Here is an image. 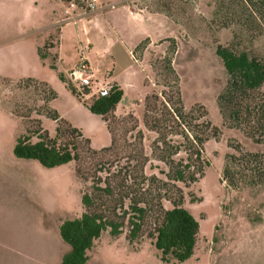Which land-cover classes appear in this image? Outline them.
<instances>
[{
	"label": "rangeland",
	"instance_id": "374dc122",
	"mask_svg": "<svg viewBox=\"0 0 264 264\" xmlns=\"http://www.w3.org/2000/svg\"><path fill=\"white\" fill-rule=\"evenodd\" d=\"M226 1L222 8L221 0H132L171 19L165 22L156 18L150 23L138 20L125 28L110 15L102 17L110 0H97L94 11L87 10L83 0H0V264H60L68 246L58 228L84 212L83 192L94 195L96 209L109 208L111 212L116 208L121 216L117 199L103 196L91 185L98 177L111 179L110 173L124 164L123 158L130 151L131 123L107 117L114 145L105 152H91L83 140L68 136L80 141L79 159L52 168L13 154L16 137L31 125L23 115L31 112V118L38 119L49 136L55 134L57 125L51 117L36 114L43 104L39 91L32 83L26 85V79L45 83L53 90L55 98L49 101V107L79 128L91 148L109 145L107 125L83 103L97 95L87 97L88 89L82 95L72 83L76 96L59 79V74L82 56L101 71L93 79L111 82L115 75L120 83L123 97L115 108L116 117L131 113L143 130L146 98L160 95L171 86L178 89L185 108L202 106L205 119L219 131L216 138L204 144L209 165L202 178L184 189L183 205L199 222L194 253L183 262L169 264H264V185L234 190L221 180L224 158L234 152L231 143L252 152L262 151L264 146L223 124L216 98L226 75L214 52L217 44L230 45L264 62V20L260 15L261 31L254 33L249 30L247 15H230L232 9ZM234 7L240 13L242 7ZM74 16L75 20L87 17L75 24V29L70 26L75 37L69 36L64 59L58 60L59 29L58 24L52 25L53 20L67 21ZM226 21L230 26L223 28ZM39 48L46 53L44 57L39 55ZM262 92L264 85L251 93V100L257 101ZM144 133L149 152L150 139L155 135ZM150 162L164 168L162 163ZM145 171L158 172L150 170L149 165ZM193 197L198 200L193 201ZM163 204L170 207L168 202ZM129 229L125 221L121 233L115 236L109 229L103 231L87 251L86 264H167L161 261L148 235L153 229L150 220L134 240L128 238Z\"/></svg>",
	"mask_w": 264,
	"mask_h": 264
},
{
	"label": "trees",
	"instance_id": "16d2710c",
	"mask_svg": "<svg viewBox=\"0 0 264 264\" xmlns=\"http://www.w3.org/2000/svg\"><path fill=\"white\" fill-rule=\"evenodd\" d=\"M225 1L221 0L219 7L224 8ZM226 2L230 4L228 8L232 9L230 15L246 14L249 30L254 33L261 31L259 24L260 15L264 20V0ZM235 5L239 9L242 7L240 13L233 9ZM229 26L228 21L223 24V28ZM41 50L38 49L39 55L44 57L46 53ZM214 52L226 75L224 86L216 98L223 124L228 128L238 129L254 143L264 146V93L262 92L263 95L257 101L251 100V93L260 90L264 85L263 60L247 51L237 52L230 45L217 44ZM59 79L75 94V88L68 77L60 73ZM25 82L26 85L34 84L39 91L37 94L43 105L36 110V114L51 117L57 125L55 134L49 136L39 120L31 118V112L23 115L31 125L15 139L13 154L17 158L36 160L46 168L77 161L80 141L71 140L68 136H77L83 140L91 152H105L114 145L113 130L107 117L111 116L113 120L122 123H131L128 130L130 151L123 158L124 164L110 173L111 179L103 181L98 177L91 185L93 190L103 196L117 199L116 205L122 210L121 216H118L116 208H112L111 212L109 208L96 209L94 195L83 192L81 203L85 208L84 212L79 217L65 220L58 228L61 240L68 246L60 264H86L87 251L101 237L103 231L109 229L110 234L115 236L121 233L125 221L130 228L128 238L134 240L147 220L153 225L148 235L154 248L160 252L163 263L189 259L196 247L199 222L183 205L184 189H190L202 178L209 165L204 144L210 138H216L219 133L205 119L206 112L203 107L194 105L185 108L178 89L166 84L169 89H163L160 95L154 94L146 98L144 127L141 130L133 114L121 117L114 115L115 108L123 97L122 89L117 86L107 96H96L89 102H83L92 114L103 120L111 136L108 146L93 149L89 139L83 136L79 128L59 118L57 112L49 107V101L55 98V93L47 84L34 79H26ZM32 123L36 124V128L32 127ZM143 131L155 135L150 139L149 152H146L144 141L147 137ZM230 146L234 152L226 154L224 158L222 182L234 190L242 186H263L264 149L252 152L236 142ZM152 160L162 163L164 168L153 166L150 162ZM147 165L150 170L157 169V174H147ZM193 199L198 200L194 197ZM164 202H168L170 207L166 208Z\"/></svg>",
	"mask_w": 264,
	"mask_h": 264
},
{
	"label": "crops",
	"instance_id": "0c3cea01",
	"mask_svg": "<svg viewBox=\"0 0 264 264\" xmlns=\"http://www.w3.org/2000/svg\"><path fill=\"white\" fill-rule=\"evenodd\" d=\"M125 1L126 0H110L111 3L107 4V8L105 9V11L104 12L100 11L102 13L101 14L102 17H104L106 19V16L110 15L111 20H113L116 23L118 21L119 22L118 25H120L121 27L123 26L125 28L134 25L138 20H140L142 22H149L150 23V21L151 22L155 21L156 18H159V20H163L165 22L171 19L170 17H168L166 14H164L162 12H158L157 10H151V9L148 10L145 7H142V6L139 7L135 4H133V7H131V8L127 7ZM66 10L69 11L68 9H66ZM64 12H65V10H64ZM95 13H97V12H95ZM86 17L85 16L79 17L78 19L75 20V16H74V18L72 20H67V21H64V20H58L57 21L56 17L54 18L52 25L58 24V29H59L58 30L57 45H56V47L58 49V54H57L58 60L64 59L63 55L66 52L65 42L67 43L69 36L72 34V36L75 37V30H73V28H70V26H73L75 29V24L86 19ZM87 19L90 21L89 17ZM111 26H112V23H111ZM64 29H69V30L67 31ZM83 31L84 32L86 31L85 28H83ZM79 61H84L85 63H87L88 66L90 67L91 71H93V73L96 76H97L98 72H101V71H98V69H96L97 66L95 68L91 67L90 62L88 61L86 56L80 57ZM79 61L77 63H74L73 65H70V67L66 68V70L64 71L65 77H67V74L70 70H72L74 67H76V65L79 63ZM112 77L115 80H112L111 82H113L119 88H121L120 83L116 80L115 75ZM95 116H97V115H95ZM97 117L100 118L99 116H97ZM25 256H26V253L24 254V257Z\"/></svg>",
	"mask_w": 264,
	"mask_h": 264
},
{
	"label": "built area",
	"instance_id": "2783aa9c",
	"mask_svg": "<svg viewBox=\"0 0 264 264\" xmlns=\"http://www.w3.org/2000/svg\"><path fill=\"white\" fill-rule=\"evenodd\" d=\"M83 1L85 2V6L87 10L94 11L97 8L96 6L97 0H83ZM125 3L127 7L130 8L133 7L132 0H126ZM65 12L67 13L68 11L65 10ZM70 18L73 17H69V19ZM67 77L70 80V82L77 87L78 91H80L82 95L88 89V92L85 93L87 97L93 94H96L97 96H107L113 88L117 87V85L114 84L113 82L105 81L103 83H100L97 79H93L94 77L97 78V76L93 73V71H91L88 64L85 63L84 61H82L72 70H70L67 74ZM75 95L78 96L76 90H75Z\"/></svg>",
	"mask_w": 264,
	"mask_h": 264
}]
</instances>
